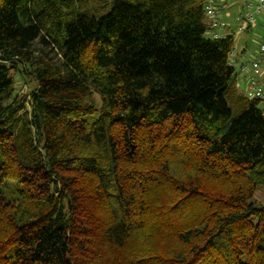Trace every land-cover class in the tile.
Segmentation results:
<instances>
[{
  "label": "trees",
  "instance_id": "16d2710c",
  "mask_svg": "<svg viewBox=\"0 0 264 264\" xmlns=\"http://www.w3.org/2000/svg\"><path fill=\"white\" fill-rule=\"evenodd\" d=\"M111 1L0 0V264H264L236 20L215 38L207 0Z\"/></svg>",
  "mask_w": 264,
  "mask_h": 264
},
{
  "label": "built area",
  "instance_id": "2783aa9c",
  "mask_svg": "<svg viewBox=\"0 0 264 264\" xmlns=\"http://www.w3.org/2000/svg\"><path fill=\"white\" fill-rule=\"evenodd\" d=\"M235 6L240 7L235 20L238 26L237 32L241 34L246 33L250 26H255L258 18H264V0H207L205 5L206 21L212 30L217 31L214 34L215 38L219 36L218 31H225L230 28V23L223 14ZM230 61L235 66L237 62L235 51L230 54ZM239 65L236 83L238 90H242L244 96L250 100L264 102V24L255 55L243 60ZM239 76L243 77L240 82ZM242 82L244 86H242Z\"/></svg>",
  "mask_w": 264,
  "mask_h": 264
},
{
  "label": "rangeland",
  "instance_id": "374dc122",
  "mask_svg": "<svg viewBox=\"0 0 264 264\" xmlns=\"http://www.w3.org/2000/svg\"><path fill=\"white\" fill-rule=\"evenodd\" d=\"M101 1L103 0H77L76 6L82 12L93 13L97 10L98 5ZM108 6L109 8L112 6L111 0H108ZM263 24H264V18L260 17V19L258 18L257 22H255V26H253L252 29L246 34H241L239 32H236L235 30L233 31V33L236 36L235 37L236 38L235 52L238 53L241 51V49H247V52L245 53L246 57L241 56L239 59H237V62L235 64V68L237 71H239V66H240L239 64L241 63L242 60H247L248 58H252L253 55H255L258 49V46H259L260 38L262 36ZM231 25L232 26L234 25V20L231 21ZM227 33H228L227 31L223 30V31H220L219 34L221 36H224ZM36 46L39 47V45H36ZM36 55H40V53ZM56 61L58 62V60ZM20 69H21V66H20ZM241 79H243V77L241 78V76H239V82L241 81ZM242 86H244V83ZM31 89H32V85H30L29 79L25 80L23 77L17 78L16 91L20 95L27 94L28 92L31 91ZM241 93H242V90H241ZM253 202H255L258 205H264V187L263 186L257 189Z\"/></svg>",
  "mask_w": 264,
  "mask_h": 264
},
{
  "label": "crops",
  "instance_id": "0c3cea01",
  "mask_svg": "<svg viewBox=\"0 0 264 264\" xmlns=\"http://www.w3.org/2000/svg\"><path fill=\"white\" fill-rule=\"evenodd\" d=\"M232 9H230V10H228L227 12H225L224 14H223V16H224V18L227 20V21H229V23L231 22V21H235V15L237 14V12L239 11V9H240V7L239 6H235V7H231ZM236 11V12H235ZM235 12V13H234ZM220 33V32H219ZM244 34H246V33H244ZM245 50H246V52H247V49H241V51L240 52H238V53H236V58L237 59H239L241 56H245ZM246 57V56H245ZM244 59V58H243ZM243 61V60H242ZM241 61V62H242Z\"/></svg>",
  "mask_w": 264,
  "mask_h": 264
}]
</instances>
